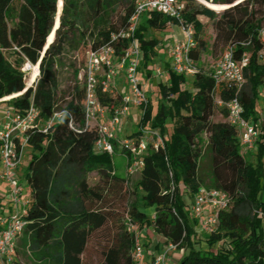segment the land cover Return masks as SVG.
Returning a JSON list of instances; mask_svg holds the SVG:
<instances>
[{
    "label": "trees",
    "instance_id": "1",
    "mask_svg": "<svg viewBox=\"0 0 264 264\" xmlns=\"http://www.w3.org/2000/svg\"><path fill=\"white\" fill-rule=\"evenodd\" d=\"M135 1L64 0L59 26L46 47L55 26L57 0H0V101L9 99L0 104L20 115L33 107L39 113L40 126L27 133L23 177L30 202L16 254L19 248H27L35 264H135V237L130 231L134 227L160 237L161 248L176 245L181 256L178 264H264V202L258 198L264 190V120L256 150L248 156L254 158L253 163L240 153L237 132L226 122V110L221 109L223 122L212 121L217 100L228 102L236 93L244 117L254 123L260 119L264 0H200L205 6L195 0H179L184 5L180 20L194 28V63L207 50L202 16L213 23L216 38L222 37L237 60L248 55L246 82L238 90L216 85L212 72L196 69L188 79L166 66L167 82H158L154 89L155 107L149 100L138 130L128 135L157 129L164 148L148 151L131 189L113 169L112 157L124 151L114 141L112 154L98 152L97 129L85 127V86L78 81L79 69L71 64L74 85L62 92L58 68L69 52L83 50L82 62H86L88 52L108 44L119 56L129 41H112L111 37L128 26ZM216 5L223 7L220 14L215 12ZM167 24L179 25V20L152 12L136 30L141 48L139 72L149 77L158 41L148 33L164 31ZM26 63L37 70L29 71L35 74L32 83L38 76L34 87L27 90L22 71ZM97 93L107 110L120 106V94L110 96L100 89ZM62 110L66 112L63 119L41 128ZM168 119L173 121L171 134L165 128ZM205 155L210 187L201 164ZM201 188L222 190L230 197L229 207L219 213L218 229L204 241L195 232L197 224L183 196L193 198ZM224 241L228 247L217 249ZM201 242L206 248H201Z\"/></svg>",
    "mask_w": 264,
    "mask_h": 264
},
{
    "label": "built area",
    "instance_id": "2",
    "mask_svg": "<svg viewBox=\"0 0 264 264\" xmlns=\"http://www.w3.org/2000/svg\"><path fill=\"white\" fill-rule=\"evenodd\" d=\"M184 5L179 0H136L133 14L128 26L112 35V41L127 39L128 45L116 56L113 45L108 44L87 54L84 69V119L85 127H95L98 140L95 149L98 152L113 153V142L124 151L127 160V175L139 177L144 166L143 158L148 151L164 148V139L157 129H141L140 133L132 137L119 139L123 120L127 117L130 107L143 111L149 103L141 78V48L135 38L136 30L141 17L152 12L161 13L169 18L179 20V27L184 32V41L170 47L167 51L170 67L177 75L193 77L196 73L195 63L191 53L195 48L194 28L180 20ZM260 39L264 42V28L260 31ZM248 63V55L244 54L237 60L231 47L222 55L212 71V78L216 85L234 86L238 90L245 84L244 68ZM27 66H32L27 63ZM28 71V70H27ZM123 73L129 95H121L119 107L111 106L107 110L98 99V89L101 93L110 96L118 94L116 77ZM160 75V71L156 70ZM39 75V71H38ZM264 97V86L259 90ZM217 106L227 112L226 122L237 132L241 149L240 153L246 155L256 150L260 140V123H254L244 117V109L237 93L228 102L217 100ZM64 110L57 111L51 119L42 126L47 129L54 123L63 119ZM39 113L31 107L24 115L9 109L3 110L0 120V179L8 185L9 211L0 216V263L12 264L16 256V243L26 225L24 217L29 206V193L26 185L17 179L23 153L27 143V133L38 126ZM190 212L197 226L204 234H211L218 229L219 213L226 210L230 204V197L222 190L214 188H201L193 196ZM135 242L133 247V260L141 264L144 259V249L140 240V232L131 227ZM177 251V246L167 244L160 252L156 253L149 264H168L169 254Z\"/></svg>",
    "mask_w": 264,
    "mask_h": 264
},
{
    "label": "rangeland",
    "instance_id": "3",
    "mask_svg": "<svg viewBox=\"0 0 264 264\" xmlns=\"http://www.w3.org/2000/svg\"><path fill=\"white\" fill-rule=\"evenodd\" d=\"M63 1L64 0H57L58 5H57V15H56V21H55L56 25H57L59 17H60V12L62 11L61 2L63 5ZM195 1L197 3H201L200 0H195ZM214 7H215L214 8L215 12L217 11L216 13H218V14H220V12L223 11V7H221V5H216ZM199 19H200L201 23L204 25V32L202 34V37L207 43V50L205 52H201L199 60L195 63V68L197 70H201L204 72H212L216 63L221 59L222 55L227 50L228 44L224 43V40L222 39V37L220 39L216 38V32L214 30L213 23L211 21H209L207 18L202 17V16L199 17ZM262 27H264V23H262ZM175 30L179 34V35L177 34L178 36L182 37V35H183V38H184V34H182L184 32L182 31V29L180 27H176ZM163 34H165V33H157L155 35V38L160 39L163 36ZM149 35L151 36V33ZM53 39H54V30L48 36V42L53 41ZM82 53H83V50L78 51V52L67 53L64 56L62 64L59 65L58 78L60 81L62 92L67 91L69 88H71L74 85V78H73V69L74 68L79 69L78 81H80L81 83L84 82V69H85V63L86 62H82V60H83ZM8 58L10 59V61L13 60L12 57L8 56ZM163 61L164 60L160 59V57H158L157 61H154L150 77L147 76L143 71L140 72V75L142 77L141 78L142 83L146 87V91H148V92L150 91L149 97H150V100H151L154 107H155L156 102H157V94L155 92L154 93L151 92L153 85L156 82L166 83V79L163 76V69H162ZM72 63L74 65L73 69L71 66ZM26 64L22 67V71L25 73V75L27 77L26 87H34L38 76L35 79V81L32 83V79H33L32 76L35 74H30L29 71L36 72L37 70L35 67L33 69L32 66L26 67ZM37 66H38V64H37ZM156 70L160 71V75L156 74ZM118 89L120 90V92H122L123 88L121 89L118 87ZM124 94L129 95L128 89H126V91L123 93V95ZM7 100H9V99H7ZM7 100H1L0 103L3 101H7ZM258 106L261 107L262 109H264V99H262V97H259ZM259 107H258V110H259ZM4 108L5 107L2 104H0V113H1V110H4ZM141 116H142V111L140 109L135 108V107L129 108V112L127 113V117L129 119V123H128L129 127L127 128L128 134H132L138 130L137 124L139 123ZM260 120H264V118L260 117ZM212 121L213 122H223L224 121V119L221 116V108L218 106L215 109V113H214V116L212 118ZM165 128H166L167 133L171 134V132L173 130V121H171L170 119L166 120ZM119 135L125 136L124 130H123V132L121 130ZM205 141H206V137L202 136L201 142H203L204 145H205ZM27 154H28V152L25 149V151L23 153V157H22L21 166H20L19 170L17 171V179L21 183H24V177L23 176H24V172H25L26 167H27V160H28ZM250 154L251 153H248L244 156L248 161L253 163L254 158L248 157ZM112 162H113V169H114L115 175H117L118 177H121V178H125L126 181L128 182V185L130 186V188L133 189L134 185L138 181L139 177H130L127 175V160H126L125 154L121 153V151L119 150V153H116L112 157ZM201 164L203 167V172L205 175V181L207 183V187H210L209 186L211 184V177H210V171H209L210 166H209L207 155H205V157L202 159ZM0 172H1V167H0ZM262 184H264V179H262ZM7 191H8V185L0 179V203L2 204L1 206H3L5 203V200L3 198L7 194ZM183 196H184V199L186 201V204H187V207L189 210L191 207V204L193 202V199L189 198L187 195H183ZM258 198L261 202H264V190H262L260 192ZM8 211L9 210H8V206H7L6 210L4 211L6 213H4V214L6 215L8 213ZM195 232L198 235H200V237H202V241L206 240L207 237L209 236V234H204L198 226L195 227ZM156 237L158 240H160V238L158 236H155V238H154V236L150 230L140 231V240H141L142 245L146 251V264H149V261L154 256V253L159 251V248L156 249L155 248L156 244H154L156 241H158L156 239ZM18 240H17L16 245L19 242ZM200 246L202 249H204V248H206V243L201 242ZM227 247H228V241H224V242H220L217 249H221V248L225 249ZM18 251H19V254H16L12 264H14L15 261L19 262V264H35V260L32 256V254H30V252L27 250V248H25V250H21L19 248ZM141 264H143V263H141ZM168 264H170L169 261H168ZM171 264H173V263H171Z\"/></svg>",
    "mask_w": 264,
    "mask_h": 264
},
{
    "label": "crops",
    "instance_id": "4",
    "mask_svg": "<svg viewBox=\"0 0 264 264\" xmlns=\"http://www.w3.org/2000/svg\"><path fill=\"white\" fill-rule=\"evenodd\" d=\"M147 17V14H145V15H143L142 17H141V23L144 21V19ZM176 27H179L178 25H175V24H167V28L164 30V31H161V32H154V31H150L148 34H150L151 33V36H153L154 38H155V35L157 34V33H165V34H163V36L160 38V39H157V38H155V39H157V41H158V45H157V47H156V49H155V51H156V54H157V56L154 58V61H157L158 60V57H160V59H163L164 61H163V65H162V69H163V76H164V78L166 79V82H167V79H168V77H167V73H166V71H165V69H166V66H170V60H169V57H168V54H167V51H168V49L170 48V47H172L173 45H175V44H177V43H180V42H183L184 41V38H183V35H182V37H180V36H178L179 34L177 33V31L175 30V28ZM153 32V33H152ZM182 32V31H181ZM178 34V35H177ZM183 34V33H182ZM150 36V35H149ZM153 66V65H152ZM152 66H151V69H152ZM142 72V71H141ZM140 78H142L141 77V75H140ZM188 79H190V78H192V77H187ZM142 81V80H141ZM158 82H156V83H154V85H153V88H152V90H151V92L152 93H154V89H155V86H156V84H157ZM143 84V83H142ZM126 86V87H125ZM116 87H117V92H118V94H120V95H122L123 96V93L126 91V89H128L127 88V85H126V83H125V81H124V77H123V73L122 72H119L118 73V75H117V77H116ZM118 87L119 88H123L122 89V92H120V90L118 89ZM143 87H144V90H145V93H146V95H147V97L149 98V100H150V97H149V95H150V91L148 92V91H146V87L144 86V84H143ZM149 93V94H148ZM125 95V94H124ZM262 99H264V97H262ZM259 107V106H258ZM259 117H262V118H264V109H262L261 107H259ZM3 118V110H1V113H0V120ZM129 119H128V117H126L124 120H123V123H122V132H123V130H124V132H125V136H118L119 137V139H123V138H125V137H130V136H128V135H131V134H128V132H127V128L129 127ZM138 125V124H137ZM0 167H1V163H0ZM28 193H29V190H28ZM4 200H5V203H4V205L3 206H1L2 204L0 203V216L1 215H5L4 213H6V212H4L5 210H6V208H7V206H8V210H9V205H8V191H7V194L5 195V197L3 198ZM154 238H155V236H154ZM160 238V237H159ZM156 239H157V237H156ZM158 240V239H157ZM154 244H156L157 246H158V248H159V251L161 250V249H163V248H161V247H163V246H161V238H160V240H158V241H156ZM155 245V246H156ZM144 259H143V261H142V263L143 264H146V251H145V248H144ZM156 253H158V252H156ZM156 253H154V255L156 254ZM180 252L179 251H175V252H171L170 254H169V262H170V264L171 263H173V264H178V261H179V259H180ZM153 258V257H152ZM152 258L150 259V261H149V263L151 262V260H152Z\"/></svg>",
    "mask_w": 264,
    "mask_h": 264
},
{
    "label": "water",
    "instance_id": "5",
    "mask_svg": "<svg viewBox=\"0 0 264 264\" xmlns=\"http://www.w3.org/2000/svg\"><path fill=\"white\" fill-rule=\"evenodd\" d=\"M205 2V1H204ZM207 3V2H206ZM202 5H204L203 3H201ZM57 5H58V3H57ZM61 6H62V2H61ZM205 6V5H204ZM62 8V7H61ZM208 8V7H207ZM212 10V9H211ZM61 11V10H60ZM60 14H61V12H60ZM58 26H59V20H58V23H57V25H56V22H55V26H54V32L57 30V28H58ZM52 43V41H50V42H48V40H47V43H46V47H48L50 44ZM39 66V65H38ZM38 71H39V67H38ZM29 87H27L26 88V90L28 89ZM25 90V91H26ZM24 91V92H25ZM23 92V93H24Z\"/></svg>",
    "mask_w": 264,
    "mask_h": 264
}]
</instances>
